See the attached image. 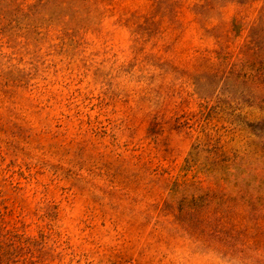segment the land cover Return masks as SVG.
I'll use <instances>...</instances> for the list:
<instances>
[{"label":"rangeland","instance_id":"1","mask_svg":"<svg viewBox=\"0 0 264 264\" xmlns=\"http://www.w3.org/2000/svg\"><path fill=\"white\" fill-rule=\"evenodd\" d=\"M0 264H264V0H0Z\"/></svg>","mask_w":264,"mask_h":264}]
</instances>
